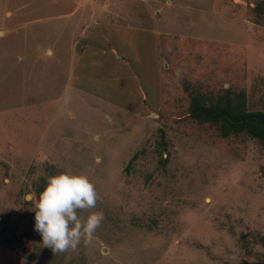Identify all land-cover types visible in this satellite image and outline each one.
Segmentation results:
<instances>
[{"label": "rangeland", "instance_id": "374dc122", "mask_svg": "<svg viewBox=\"0 0 264 264\" xmlns=\"http://www.w3.org/2000/svg\"><path fill=\"white\" fill-rule=\"evenodd\" d=\"M225 88L262 109L264 0H0V264L264 263V146L188 112ZM63 171L104 219L54 254L30 208Z\"/></svg>", "mask_w": 264, "mask_h": 264}, {"label": "clouds", "instance_id": "9594fccd", "mask_svg": "<svg viewBox=\"0 0 264 264\" xmlns=\"http://www.w3.org/2000/svg\"><path fill=\"white\" fill-rule=\"evenodd\" d=\"M97 199L95 187L86 175L68 171L49 175L30 208L41 247L55 254L75 250L82 241L90 242L104 213L95 210L83 218L78 213L95 208Z\"/></svg>", "mask_w": 264, "mask_h": 264}, {"label": "trees", "instance_id": "16d2710c", "mask_svg": "<svg viewBox=\"0 0 264 264\" xmlns=\"http://www.w3.org/2000/svg\"><path fill=\"white\" fill-rule=\"evenodd\" d=\"M188 112L195 121L214 125L222 137L246 135L264 146V93L262 109L259 110H247L244 91L232 93L229 88H225L214 98L201 93L194 94ZM44 184L45 181H42L40 189Z\"/></svg>", "mask_w": 264, "mask_h": 264}, {"label": "crops", "instance_id": "0c3cea01", "mask_svg": "<svg viewBox=\"0 0 264 264\" xmlns=\"http://www.w3.org/2000/svg\"><path fill=\"white\" fill-rule=\"evenodd\" d=\"M48 50H49V49H48ZM48 52H50V50H49ZM68 88H69V91H71V90H73V91H81V90H79L78 88H76V87H74V86H69ZM69 91H68V92H69ZM68 92L64 94L65 103H67V101L69 100V99L66 98L67 95H68V94H71V93H68ZM79 93H81V92H79ZM59 110H60V108H59Z\"/></svg>", "mask_w": 264, "mask_h": 264}]
</instances>
